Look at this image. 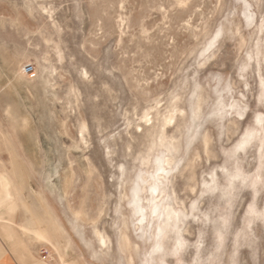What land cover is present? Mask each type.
Returning a JSON list of instances; mask_svg holds the SVG:
<instances>
[{
  "label": "rangeland",
  "instance_id": "374dc122",
  "mask_svg": "<svg viewBox=\"0 0 264 264\" xmlns=\"http://www.w3.org/2000/svg\"><path fill=\"white\" fill-rule=\"evenodd\" d=\"M0 164V264H264V0H0Z\"/></svg>",
  "mask_w": 264,
  "mask_h": 264
},
{
  "label": "bare ground",
  "instance_id": "6f19581e",
  "mask_svg": "<svg viewBox=\"0 0 264 264\" xmlns=\"http://www.w3.org/2000/svg\"><path fill=\"white\" fill-rule=\"evenodd\" d=\"M13 83H12V82ZM9 80V82H11L12 84H17L19 85L21 83V80H20V77L18 75H16L14 77L13 80ZM11 83H9L8 85H10ZM261 84V83H260ZM7 85V84H6ZM13 87V86H12ZM11 87V88H12ZM8 89H9V86H8ZM11 90V89H10ZM16 94V93H15ZM193 104V103H192ZM199 106V105H198ZM217 111V110H216ZM223 112V111H221ZM145 117V116H144ZM24 120V118H23ZM168 120H171V118L169 117ZM28 126V125H27ZM4 137V136H3ZM29 137V136H28ZM5 138H7L5 136ZM10 138V137H9ZM30 138V137H29ZM9 140V139H8ZM4 141V139H3ZM6 141V140H5ZM156 141V140H155ZM8 141H6L7 143ZM11 142V141H10ZM3 144V143H2ZM9 144V143H8ZM157 145V144H156ZM29 146V145H28ZM173 149V148H172ZM13 152V151H12ZM175 152V150H174ZM10 153V152H9ZM154 153V152H153ZM176 153V152H175ZM10 155V154H9ZM161 156V155H159ZM11 157V156H10ZM156 157V156H155ZM11 159V158H10ZM173 161V160H172ZM10 162L11 164V171L10 173L12 172L11 176H13V179H12V182L13 184L15 185V189L16 190V195L19 197L20 195H22V190L24 188V183L25 181L27 180V175H26V171L24 169V165L15 157L13 158L12 161H8ZM12 162V163H11ZM155 162V165L154 167L152 168V170L150 171H146L144 172L142 175H139L137 176V182H134V186L131 188V197L130 199L128 200V203L130 204L131 206V209H130V213L131 215H133L135 217V222L136 221H139L140 219H142L143 215L142 214V211H143V206H140L139 205V202L141 200V198L139 197L138 193L140 191H143L145 190L147 193L150 192V196L148 198H146V202L148 201V204H149V214H148V217H153L152 219H154L155 224H156V229L158 228V230L161 232L162 230V227L166 224H171V226H173L175 220L177 219V212H175V210H172L170 209V206H164V205H160L157 202H155L156 197H153L154 194H152L153 192H155L157 190V183H156V180L159 179L160 177H162V174L166 173V169H165V166H163L164 164H167L169 165L170 164V161L169 159H160L158 156L156 157V160L154 161ZM4 163V162H3ZM172 164V163H171ZM0 166L2 167V165L0 164ZM0 167V168H1ZM168 169V168H167ZM48 172V171H47ZM53 173V172H52ZM6 174V173H5ZM4 174V175H5ZM51 176V175H50ZM66 182V181H65ZM147 183L148 185L147 186H143V188H140V183ZM12 184V183H11ZM160 185V184H159ZM158 185V187H160ZM53 187V186H52ZM52 189V188H51ZM162 191V190H160ZM14 192V191H13ZM161 194V193H160ZM41 195V194H40ZM163 195V194H162ZM35 196V194H34ZM24 197V196H22ZM33 197V196H32ZM42 197V196H41ZM41 197L37 196L38 200L42 203V199ZM160 197V196H159ZM158 197V198H159ZM142 202V201H141ZM23 203V207L25 208V210L27 212H30V219L29 221L26 222L25 226L23 227V235L27 236L28 239H43V237H50V230L49 229H52L53 231H55L56 233H58V231H60L58 229V226L55 224V222L53 221V219L50 217V215L47 213L45 207L43 204H41L44 209V215H40L38 213H33L30 209V206L31 205H28L27 203L25 202H22ZM164 203V202H163ZM162 203V204H163ZM47 207V206H46ZM23 208V209H24ZM175 209V208H174ZM34 211V210H33ZM26 213V212H25ZM78 215V214H76ZM145 216V215H144ZM179 216V215H178ZM221 216V215H220ZM163 217V218H161ZM144 218V217H143ZM160 218L162 219V221L159 222ZM26 221V219L24 220ZM153 221V220H152ZM177 221V220H176ZM140 222V221H139ZM23 225V224H22ZM21 226V225H20ZM147 227V226H146ZM150 227V226H149ZM145 228V227H144ZM152 228V227H151ZM166 228V227H164ZM138 229V228H137ZM155 229V228H154ZM17 231V230H16ZM142 231V230H141ZM152 231V230H151ZM157 231V230H156ZM147 232V230H146ZM30 233H33L34 234V238H33V235L31 237ZM53 233V232H52ZM163 233V232H162ZM20 235V234H19ZM22 235V233H21ZM22 235V236H23ZM60 235V234H59ZM160 235V234H159ZM53 236V235H52ZM58 236V235H57ZM95 236L96 238L99 240V242L101 243V245H106V242H105V239L104 237H102L97 231H95ZM161 236V235H160ZM160 236L158 237V235L156 236L157 238H160ZM61 237V236H60ZM127 238V237H126ZM21 239V238H20ZM24 239V238H23ZM27 239V238H26ZM51 239V238H49ZM47 238V240H49ZM62 239V237H61ZM60 239V241H61ZM152 239V238H151ZM177 239V238H175ZM45 240V239H44ZM43 240V241H44ZM127 240V239H126ZM36 241V240H35ZM56 241V239H55ZM59 241V240H58ZM28 242H32V241H28ZM34 242V241H33ZM177 240L175 241V244H177ZM32 245V243L30 244ZM155 246L157 247L158 244L155 243ZM56 248V247H55ZM25 249V248H24ZM33 258V257H32ZM25 261V260H24ZM35 261V260H33ZM39 262V261H38ZM15 263V262H14ZM132 263V262H131ZM128 264V263H127Z\"/></svg>",
  "mask_w": 264,
  "mask_h": 264
},
{
  "label": "built area",
  "instance_id": "2783aa9c",
  "mask_svg": "<svg viewBox=\"0 0 264 264\" xmlns=\"http://www.w3.org/2000/svg\"><path fill=\"white\" fill-rule=\"evenodd\" d=\"M24 72L26 75H30L33 72V68L31 66H28L26 67Z\"/></svg>",
  "mask_w": 264,
  "mask_h": 264
},
{
  "label": "crops",
  "instance_id": "0c3cea01",
  "mask_svg": "<svg viewBox=\"0 0 264 264\" xmlns=\"http://www.w3.org/2000/svg\"><path fill=\"white\" fill-rule=\"evenodd\" d=\"M15 262V263H14ZM6 264H17L14 258L10 256V260Z\"/></svg>",
  "mask_w": 264,
  "mask_h": 264
}]
</instances>
